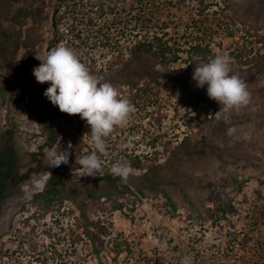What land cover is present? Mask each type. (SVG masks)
Returning <instances> with one entry per match:
<instances>
[{"label": "rangeland", "instance_id": "obj_1", "mask_svg": "<svg viewBox=\"0 0 264 264\" xmlns=\"http://www.w3.org/2000/svg\"><path fill=\"white\" fill-rule=\"evenodd\" d=\"M64 1L0 0V45H10V55L0 69L4 88L0 149L5 144L14 147L13 172L22 178L18 186L10 187L4 202L0 264H181L185 256H191L192 264H264V71L255 75L256 54H264V44L256 36L264 35V3L237 0L249 23L235 25L223 19L220 0H205L204 13L198 11L201 0H71V10H66ZM60 17L54 26L53 20ZM165 22L177 42L194 43L198 37L209 45L210 57L230 56L233 73L247 85L250 103L219 112L220 105L208 98L206 89L197 88L187 73V54L165 66L131 55L136 42L158 34ZM258 22L261 32L251 26ZM72 25L73 34L70 31L65 37ZM4 31L7 42L1 36ZM76 33L86 41L69 47ZM60 44L71 48L88 69L94 64L93 75L113 84L121 95L149 97L145 105L135 107L126 127L106 139L103 170L123 162L125 154L138 156L149 166L166 165L170 153L184 154L191 147L192 142L181 147L184 139L194 141L199 130L219 115L232 146L244 142L242 161L230 159L231 148L225 158L220 156L222 149L192 154L180 180H174L169 190L153 193L147 190L146 179L151 170L146 173L132 164L133 172L123 180L131 189L127 194L112 190L100 176H85L78 163L72 164L71 155L81 141L85 143L82 156L93 150L89 126L79 115L62 113L47 100L44 92L49 85L38 83L29 68L34 61L39 66L36 56ZM120 53L123 60L117 64ZM42 107L49 112L46 122L53 134L45 128ZM166 143H171L169 154L163 153ZM68 152L69 162L61 163ZM157 156L160 160L155 161ZM172 164L178 166L175 160ZM55 170L66 185L58 187L60 194L47 212L43 199H34L43 195ZM222 179L233 186H223ZM39 181H44L41 188ZM216 196L230 200L237 210L210 216L207 210L213 209ZM82 213L105 228L102 247L78 227Z\"/></svg>", "mask_w": 264, "mask_h": 264}, {"label": "trees", "instance_id": "obj_2", "mask_svg": "<svg viewBox=\"0 0 264 264\" xmlns=\"http://www.w3.org/2000/svg\"><path fill=\"white\" fill-rule=\"evenodd\" d=\"M64 1V0H63ZM205 0H201L202 6H200V9L198 10L201 13H204L207 11V5H204ZM264 3V0H259ZM66 3V10H71V0H65ZM181 2V0H180ZM220 4L223 8V19H227L230 23L233 24H239V25H247L249 23L245 16L242 15L241 8L239 4L237 3V0H220ZM24 14V11H19V14L22 15ZM67 15V14H66ZM65 16V15H63ZM139 15L135 16L134 19L137 21ZM161 20V17H159V22ZM61 22V17L59 19H54L53 24L54 26H57ZM89 24V22H88ZM229 25V24H228ZM9 26V25H6ZM159 27V33L153 35L152 37H145L143 40L138 41L134 44L133 48L130 49L131 55L136 54V55H141L142 57H146L148 59H151L155 62V64L159 65H169L171 63H176L180 60H182V54H187L189 57V65H188V74L193 75V71L195 68V65L197 63H205L208 62L210 59L214 58L211 56L212 51L209 49V45L206 43L203 45V39H197L196 37L194 40V43H190L189 41H184V42H177L174 38L170 37L168 33L169 29V23L165 22L163 25H160ZM251 26L257 31L261 32V25L258 22L257 25L251 24ZM75 26H71V33L73 34ZM7 27H5V30ZM69 31V32H70ZM7 31H4L1 33V36L5 38L4 41L7 42L8 36H7ZM69 33H66L65 37L68 36ZM257 38H258V43L259 44H264V35H260L257 33ZM75 37L80 38V35L78 33L75 34ZM57 40V39H56ZM59 41V39H58ZM55 41H53L54 43ZM186 44L187 47H184ZM10 55V45H0V69L4 68V63L6 62L7 58ZM200 55V56H199ZM232 56H234V53H231ZM123 53H120L119 57L115 58V63L119 64L123 57ZM256 64L257 66L255 67V75L260 74L264 71V54L258 53L256 54ZM197 58H200L199 62L196 60ZM96 63V61L94 62ZM233 65V64H232ZM92 66L89 71L93 75L95 74V66L94 64H91ZM34 67H37V62L34 61L31 64H29V68L32 71ZM257 72V73H256ZM31 74V72H30ZM0 80H1V74H0ZM43 88V87H42ZM4 88L1 87L0 85V92H2ZM145 94L148 95L149 87L144 89ZM124 98H127L131 101V103L135 107H141L145 105L149 100L148 96H145L142 98L139 93H131L129 95H121ZM42 112L44 114L43 116V122H45V128L50 130V133L53 134L51 128L52 126L50 123H47L46 120L48 118L49 112L46 108L42 107ZM219 122L218 125L215 127L213 125L215 122ZM210 125H207V127H202L199 132L195 135L194 141H190V138L187 137L181 142V147H184L186 142H192V145L190 148L186 150V153H181L180 152H175V154L170 153V148L169 146L171 143H166L163 153H170L169 161L167 162L166 165H155L151 164L150 166L147 165L146 163H142L141 158L138 156L135 157H130L127 154H125L123 157V162H128L132 165H134L135 168L139 169H144L146 173L148 172V169L151 170V176L146 178L147 179V184H148V191L150 192H157L161 191L162 189L169 190L170 185L173 184L174 180H180L181 174L183 171L187 169L189 164L191 163V158L190 156L192 154H201L204 153L206 150L210 149L211 151L217 152L220 149H222V152L220 153V156L222 158L227 157L226 154L230 152V149H233L231 153H229L230 159H232L233 162H239L242 161L244 152L242 151L244 148V142L243 141H238L235 143L237 145L234 148L229 142V140L226 138V133H225V125L224 123V118L223 115H219L218 117H212V119L209 121ZM80 131L82 134H84V129L80 128ZM200 139V140H199ZM168 145V146H167ZM84 146L85 143L78 142L75 148L72 149V164H77L75 163V160H78L79 157H81L84 152ZM247 161H251L252 158H247V155H245ZM160 160V157H156L155 161ZM15 160L14 157V148L11 145L5 144L4 146L1 147L0 149V197L2 196V190L4 189L5 185L3 182V176L8 177L11 175V169L13 167V162ZM178 162V166L172 164L173 161ZM147 161H151L148 159ZM68 169V168H67ZM111 169V168H110ZM110 169H104L103 170V175L101 177V180L103 183H105L106 186L111 188L112 190H115L119 194H127L130 192V187L119 177H114ZM5 170V171H4ZM169 172L171 175L167 176L166 173ZM223 186L225 187H232L233 185L228 182L227 179H222ZM66 183L63 180V175L59 173L58 170H55L48 182L46 183V189L41 197H38L34 199L35 202H39L38 199H43V202L46 203V211L48 212L49 205L51 202L56 200V197L60 194L59 191V186H65ZM167 193V192H166ZM142 194H145L144 192ZM168 195V194H167ZM220 196V195H219ZM217 197V201L214 203L213 209H208L207 212L210 214V216H214L215 214H221L225 216L228 213H233L237 209L235 206L232 204L230 200L224 199V201L220 200V197ZM170 204H172V201H169ZM62 205V203H60ZM115 208H117V205H115ZM84 212V211H83ZM97 224V223H96ZM98 225V224H97ZM91 221H89V218L86 217L85 213H82V216L78 219V227L82 230H84L87 235L93 240L94 245H98V247H102L104 242L101 239L102 234H107L105 228H101L99 225L97 226ZM92 226H95L97 229L96 231L98 233H93L94 230ZM3 258V255H2Z\"/></svg>", "mask_w": 264, "mask_h": 264}, {"label": "clouds", "instance_id": "obj_3", "mask_svg": "<svg viewBox=\"0 0 264 264\" xmlns=\"http://www.w3.org/2000/svg\"><path fill=\"white\" fill-rule=\"evenodd\" d=\"M36 59L40 64L34 67L32 74L38 83L49 85L44 92L47 100L62 113L79 115L90 128L93 150L75 163L81 166L85 176L102 177V157L108 155L106 139L117 128L128 125L135 106L122 97L113 84L101 82L92 75L71 48L58 45ZM192 79L197 88L206 89L208 98L220 105L219 112L229 113L250 103L247 85L233 73L232 58L228 55L197 63ZM70 155L68 152L61 157V163L67 164ZM110 172L114 177L127 180L133 169L125 161L114 164ZM181 264H192L191 256L183 257Z\"/></svg>", "mask_w": 264, "mask_h": 264}, {"label": "flooded vegetation", "instance_id": "obj_4", "mask_svg": "<svg viewBox=\"0 0 264 264\" xmlns=\"http://www.w3.org/2000/svg\"><path fill=\"white\" fill-rule=\"evenodd\" d=\"M14 148V147H13ZM14 157H15V160L13 162V167L11 169V175L8 176V177H4L3 176V182H4V189L2 190V196L0 197V218L3 214V209H4V202H5V199L9 196L8 195V190L10 189V187H15V186H18L19 183L21 182L22 178H19L18 175H15L14 174V167L17 163V154H16V151L14 149ZM5 171V170H4ZM46 184V183H45ZM44 184V186H45ZM24 192V191H23ZM3 243H2V238L0 239V258L2 257L1 254H2V248H3Z\"/></svg>", "mask_w": 264, "mask_h": 264}, {"label": "built area", "instance_id": "obj_5", "mask_svg": "<svg viewBox=\"0 0 264 264\" xmlns=\"http://www.w3.org/2000/svg\"><path fill=\"white\" fill-rule=\"evenodd\" d=\"M95 16H96V14H95ZM92 19V22L94 21H96V20H94L93 19V17H91ZM86 22H87V24H88V22H89V19H86ZM70 31V28L69 29H67L65 32L66 33H70L69 32ZM71 40V42H70V44L68 43V40L66 41V44H69L68 46L70 47V46H72V45H74L75 47L76 46H79L82 42H84V41H86V39L84 38V37H81V38H77V37H74V38H72V39H70ZM102 43V42H101ZM101 43H98V44H101ZM61 45V44H60ZM65 46V45H64Z\"/></svg>", "mask_w": 264, "mask_h": 264}, {"label": "bare ground", "instance_id": "obj_6", "mask_svg": "<svg viewBox=\"0 0 264 264\" xmlns=\"http://www.w3.org/2000/svg\"><path fill=\"white\" fill-rule=\"evenodd\" d=\"M36 181H38V180H36ZM43 182H44V181H42V182L39 181V183H37L38 186H39L40 188L43 186ZM36 187H37V186H36ZM24 189H25V188H24ZM27 191H28V190H27Z\"/></svg>", "mask_w": 264, "mask_h": 264}, {"label": "water", "instance_id": "obj_7", "mask_svg": "<svg viewBox=\"0 0 264 264\" xmlns=\"http://www.w3.org/2000/svg\"><path fill=\"white\" fill-rule=\"evenodd\" d=\"M5 220H3L2 222H0L1 224H4Z\"/></svg>", "mask_w": 264, "mask_h": 264}]
</instances>
